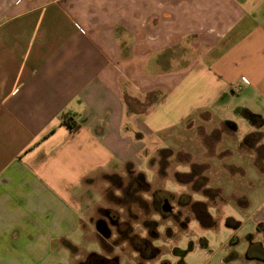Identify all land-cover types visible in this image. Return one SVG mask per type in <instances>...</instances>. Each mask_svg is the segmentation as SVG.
<instances>
[{"label":"crops","instance_id":"crops-1","mask_svg":"<svg viewBox=\"0 0 264 264\" xmlns=\"http://www.w3.org/2000/svg\"><path fill=\"white\" fill-rule=\"evenodd\" d=\"M230 104L264 124V0H0V264L67 249L87 189Z\"/></svg>","mask_w":264,"mask_h":264},{"label":"rangeland","instance_id":"rangeland-1","mask_svg":"<svg viewBox=\"0 0 264 264\" xmlns=\"http://www.w3.org/2000/svg\"><path fill=\"white\" fill-rule=\"evenodd\" d=\"M223 114L236 130L200 112L138 168L103 175L82 196L83 235L44 264H264V124L244 107Z\"/></svg>","mask_w":264,"mask_h":264},{"label":"trees","instance_id":"trees-1","mask_svg":"<svg viewBox=\"0 0 264 264\" xmlns=\"http://www.w3.org/2000/svg\"><path fill=\"white\" fill-rule=\"evenodd\" d=\"M252 118H256V117H253V115L249 114ZM190 118V117H189ZM192 118V117H191ZM61 120H62V123L65 124L69 129L73 130L77 127V124L76 122L72 119V117H70L69 115L67 114H63L61 115ZM260 119L259 118H256L253 122H259V123H255V124H258L260 125ZM227 125H229L230 127H233V130H236V125H233V123H227ZM259 134H261L260 132H257L255 135L254 133H249V139H251L252 141H257L258 137H259ZM247 135V136H248ZM256 144V143H255ZM260 148L263 150V147L262 145L260 144ZM250 255V253H249Z\"/></svg>","mask_w":264,"mask_h":264},{"label":"flooded vegetation","instance_id":"flooded-vegetation-1","mask_svg":"<svg viewBox=\"0 0 264 264\" xmlns=\"http://www.w3.org/2000/svg\"><path fill=\"white\" fill-rule=\"evenodd\" d=\"M112 217V216H111ZM114 220V217H113ZM101 220L98 221V224H101ZM83 264H118V259L116 258H106V259H102L101 262H97L96 259H91L88 258L86 259Z\"/></svg>","mask_w":264,"mask_h":264},{"label":"water","instance_id":"water-1","mask_svg":"<svg viewBox=\"0 0 264 264\" xmlns=\"http://www.w3.org/2000/svg\"><path fill=\"white\" fill-rule=\"evenodd\" d=\"M104 227H105V224H104ZM98 228H100V230L103 229V223L99 224ZM81 264H83V263H81Z\"/></svg>","mask_w":264,"mask_h":264},{"label":"clouds","instance_id":"clouds-1","mask_svg":"<svg viewBox=\"0 0 264 264\" xmlns=\"http://www.w3.org/2000/svg\"><path fill=\"white\" fill-rule=\"evenodd\" d=\"M229 211H231V210L229 209Z\"/></svg>","mask_w":264,"mask_h":264}]
</instances>
